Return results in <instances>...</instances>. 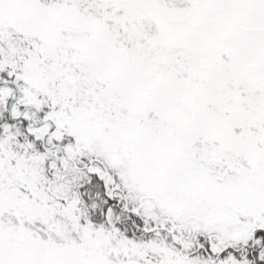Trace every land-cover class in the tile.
<instances>
[{"label":"snow or ice","instance_id":"snow-or-ice-1","mask_svg":"<svg viewBox=\"0 0 264 264\" xmlns=\"http://www.w3.org/2000/svg\"><path fill=\"white\" fill-rule=\"evenodd\" d=\"M0 264H264V0H0Z\"/></svg>","mask_w":264,"mask_h":264}]
</instances>
